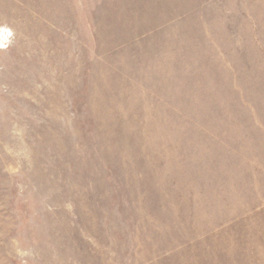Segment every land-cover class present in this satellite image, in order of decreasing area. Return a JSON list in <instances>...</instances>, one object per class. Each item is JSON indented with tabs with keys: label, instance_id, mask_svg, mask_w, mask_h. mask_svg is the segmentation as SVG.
Segmentation results:
<instances>
[{
	"label": "rangeland",
	"instance_id": "374dc122",
	"mask_svg": "<svg viewBox=\"0 0 264 264\" xmlns=\"http://www.w3.org/2000/svg\"><path fill=\"white\" fill-rule=\"evenodd\" d=\"M0 264H264V0H0Z\"/></svg>",
	"mask_w": 264,
	"mask_h": 264
}]
</instances>
